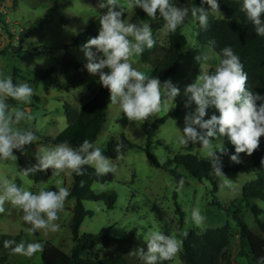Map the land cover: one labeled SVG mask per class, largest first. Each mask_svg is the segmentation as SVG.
Here are the masks:
<instances>
[{"label": "rangeland", "instance_id": "obj_1", "mask_svg": "<svg viewBox=\"0 0 264 264\" xmlns=\"http://www.w3.org/2000/svg\"><path fill=\"white\" fill-rule=\"evenodd\" d=\"M100 2L101 0H0V75H11L12 79L15 77L16 84L28 83L34 90L31 103L25 104L14 100L11 105L9 99L7 103L24 110L32 117L31 120H25L18 126L25 128L30 126L39 137L34 144L26 146L25 155L35 162L34 154L37 149L42 146H55L44 144V140L55 137L66 128L64 104L78 111L99 88V84L93 83L66 90L64 77L60 73V62L63 46L71 43L98 18ZM120 2L126 6L129 0H120ZM116 10L121 9L117 7ZM124 12L126 22L137 17L139 23L147 21L151 25L152 21L143 15V10L139 7L126 8ZM209 18L229 20V16L223 11L210 12ZM183 33L188 46L184 51L182 66L175 76L161 81L163 84L164 81L171 80L180 88V95L170 105L169 110L161 111L143 124L130 122L123 115L119 105L110 103L109 96L106 100L107 119L94 143L95 146L106 148L111 139L117 141L121 136H125L140 148L147 149L148 153L160 163L163 161L161 164L179 154H191L200 159H208L199 141L194 144L189 142L193 148L187 150L178 144L177 137L182 134L185 115L194 112L196 107L194 103L188 108L185 107L187 98L184 96V88L195 82L199 74L208 73L209 65L213 62L217 65L218 57L198 47V36L194 31L193 23L186 25ZM154 36L156 43L163 46L167 36L164 28ZM156 46L151 50L146 49L145 52L151 51L155 56L158 53ZM197 56H201L200 62L195 60ZM132 59L134 68L151 76V68L140 61V56ZM52 69L53 82L49 76H46ZM40 77L41 80L38 79ZM173 109L180 110V113L175 118H170L168 114ZM213 114L219 115L214 107H209L204 119H209ZM163 117H167V121L148 141L144 134V125ZM197 130L204 131L199 128ZM212 143L225 149L223 153L217 152L220 155V163L230 166L237 164L230 160V156L235 154V148L227 137L214 138ZM247 156L244 153L240 154V161ZM121 157L111 159L116 166V171L112 172L113 182L106 185L97 183L92 185V190L96 193L114 192L117 196L115 207L108 210L103 202L84 201L83 205L92 213V217L83 221L79 228L80 235L97 234L102 228H109L111 234L115 236H124L135 230L136 238L145 241L144 237L149 231L158 230L183 241L191 230L200 233L228 225L230 243L223 252L221 263L247 264L246 259L239 255V230L233 215L211 204L213 186L210 182L205 180L198 182L183 167H178L177 177H172L165 170L156 168L146 151L140 149L128 151ZM224 174L218 176L217 180V197L220 204L227 206L234 203L240 211L241 219L249 228L256 230L251 209L241 197L246 183L255 181L260 176L264 178V165L255 172ZM0 175L7 176L14 183L18 181L20 187L34 193L41 187L48 190L51 187L57 189V180L62 181V186L68 188L70 192L73 182L72 174L61 173L59 177L52 175L46 181L35 183L28 177L20 175L17 160L0 161ZM181 178L184 184L177 191ZM225 181L232 187H223ZM251 203L256 204L263 211L260 218L264 221V202L253 199ZM74 205V199H66L64 211L59 214V219L56 221L60 225L59 231L39 230L29 235L27 229L30 225H24L19 217V211L6 202L5 212L0 213V235L22 234V241L25 243L50 242L69 254L73 246L70 225ZM177 207L183 213L182 217L176 213ZM194 208H198L205 217L202 227H196L190 220ZM186 217L189 218L187 223ZM100 249L104 254L112 252V249ZM180 251L169 264H184ZM42 252L38 251L31 257L12 254L5 264H42ZM258 256L260 259L263 257L261 254Z\"/></svg>", "mask_w": 264, "mask_h": 264}, {"label": "clouds", "instance_id": "obj_2", "mask_svg": "<svg viewBox=\"0 0 264 264\" xmlns=\"http://www.w3.org/2000/svg\"><path fill=\"white\" fill-rule=\"evenodd\" d=\"M202 3L209 5L210 11L196 6L191 9L186 6L177 7L171 0H129L126 6L120 0H101L99 3V7L106 8L107 11L100 17L98 35L89 38L82 46L86 59L85 68L90 75L98 76L101 86L110 93V103L119 105L128 121L143 124L161 111L167 112L180 95V88L171 80L162 84L159 78L149 77L133 67L132 58L141 56L146 49H153L156 39L149 22L137 24L122 19L124 10L139 7L151 19H155L159 13L165 21L164 32L174 33L184 23L189 12L204 28L208 25L209 12H220L218 0H202ZM117 7L121 10H115ZM240 11L254 25L256 35L264 36V0H241ZM222 57L214 74H199L195 82L184 88V96L187 98L185 107L188 108L193 103L196 107L194 112L185 115L182 134L177 137L178 144L185 147L189 142L194 144L199 141L218 176L225 174L217 152L223 153L225 149L214 146V138L227 137L235 148V154L230 156V160L238 164L241 162L240 154L253 155L260 147L261 137H264V96L247 89V73L239 56L230 46L222 49ZM195 60L200 62L201 56L195 57ZM33 95L34 90L28 83L14 84L11 75H0V161H16L18 157L14 150L26 154V146L39 139L30 126H18L32 117L24 110L7 103L11 98L28 104ZM209 107H214L219 115L213 114L209 119H204ZM197 128L204 131H198ZM122 147L121 144L116 146L117 159L122 158ZM217 147L219 151L216 150ZM34 155L36 163L22 170L20 175L23 177L49 169L57 177L61 173L83 175L85 165L93 167L98 176L116 171L111 159L87 139L78 148L67 142L52 147L42 146ZM261 164L264 165V158ZM62 183L60 180L56 181V191L41 187L34 193L18 186L7 176L0 175V213L5 212L4 205L8 202L22 212V221L30 225L27 229L29 235L39 230L57 232L60 225L56 221L64 211L66 199L70 195L69 189L62 186ZM183 184L184 180L181 178L177 191ZM222 186L232 187L227 181ZM188 219L186 217V223ZM190 220L196 227H202L205 217L198 208H194ZM144 240L146 250L140 248L134 253L144 264L172 260L183 243L175 236L158 230L149 231ZM4 247L10 248L13 254L28 257L43 251L42 243L24 241L16 243L6 240ZM258 264H264V257Z\"/></svg>", "mask_w": 264, "mask_h": 264}, {"label": "trees", "instance_id": "obj_3", "mask_svg": "<svg viewBox=\"0 0 264 264\" xmlns=\"http://www.w3.org/2000/svg\"><path fill=\"white\" fill-rule=\"evenodd\" d=\"M171 3L177 7L193 6L203 7L205 11H210V6L202 3V0H171ZM220 11L229 16V20H217L209 18L206 28L201 27L198 20H195L189 12L184 23L177 28L174 33H167L163 46L156 43L158 53L155 56L152 52H144L140 56V61L152 70L150 77H157L163 81L169 77L175 76L181 68L184 61V51L188 46V41L183 33V28L189 23L194 24V31L198 36V47L214 53L219 59H222V49L230 46L234 53L239 56L247 73V89L257 92L264 96V36H258L255 33L254 25L247 20L245 14L240 11L241 0H218ZM116 10V9H115ZM107 11L99 7V16L93 20L81 34H78L71 43L63 46V56L60 62V73L65 80L64 88L70 90L74 87L88 86L93 83L99 84V88L93 93L92 97L84 103L78 111L71 106L64 104L66 116V128L53 138L45 139L44 144L57 145L67 142L70 146L78 148L85 140L93 144L102 132L107 119L106 100L110 96L109 91L99 83L98 76L90 75L86 68V59L82 52V46L89 38L98 35L100 17ZM118 11V10H117ZM143 15L148 17L143 11ZM126 17L123 13L122 19ZM149 18V17H148ZM153 36L159 30L164 28L165 21L157 13L155 19L149 18ZM264 19V17H262ZM131 23L140 24L137 17L130 20ZM155 38V36H154ZM214 42V43H212ZM217 63V65H218ZM216 64L209 65L208 74H214ZM47 73L51 79V72ZM107 71V69H105ZM41 80V77L38 78ZM53 82V80L51 79ZM16 84L15 77L13 78ZM14 99L9 98V104H13ZM258 104L260 101L257 102ZM180 110L173 109L168 117L175 118ZM167 117L159 118L151 124L144 125V134L150 141L159 128L165 124ZM117 144H121L120 155L128 151L140 149L146 151L152 164L165 170L172 177H177V168L183 167L188 174L198 182L208 181L212 184L213 195L212 206L233 215L239 230L240 250L239 255L244 257L247 264H258L261 254L264 257V221L260 218L263 211L251 203L253 199H259L264 202V178L258 177L257 180L246 183L242 190V200L247 203L253 214L256 223V230L249 228L241 219L240 211L234 203L222 206L218 200V175L215 174L212 162L209 159H200L191 154L176 155L166 163L161 164L155 157L148 153L147 149H142L134 144L125 136H121L117 141L111 139L106 148H100L103 154L110 159H117L115 151ZM184 149L192 150L193 145L183 146ZM17 155V168L21 173L23 169L32 167L36 162L18 150H14ZM218 155V154H217ZM220 156V155H218ZM264 158V137L260 139V147L253 155L247 156L243 161L236 165L221 164L223 173H249L255 172L262 166L261 160ZM83 175L72 174L73 182L70 189V195L67 199H74L75 205L72 210L71 234L73 246L70 253H66L50 242L43 243L42 264H144V261L134 253L138 249L146 250V242L136 238V231L131 230L124 236L112 235L109 228H102L97 234L85 233L79 234V228L86 218L92 217V213L87 211L83 205L84 201L103 202L105 207L113 209L117 203V196L114 192L104 191L96 193L92 190L93 184L106 185L114 181V174L98 176L95 169L91 166H83ZM52 170L36 172L27 176L35 183L48 180L52 176ZM83 182V186H82ZM16 184L20 186L17 181ZM50 190L57 189L51 187ZM176 213L183 216L180 208L177 207ZM22 212H19L21 219ZM21 222L25 224L22 219ZM169 235L168 233H164ZM20 235H0V264H5L8 258L13 254L10 248L4 247V241L12 240L16 243L22 241ZM230 243L229 226H223L215 229H207L203 232L191 230L187 237L183 239L180 251L181 260L184 264H222V256ZM15 245H13L14 247ZM100 248L112 249V252L103 253ZM169 261H159L158 264H169Z\"/></svg>", "mask_w": 264, "mask_h": 264}]
</instances>
